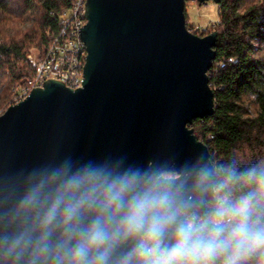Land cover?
Listing matches in <instances>:
<instances>
[{
    "label": "water",
    "instance_id": "obj_1",
    "mask_svg": "<svg viewBox=\"0 0 264 264\" xmlns=\"http://www.w3.org/2000/svg\"><path fill=\"white\" fill-rule=\"evenodd\" d=\"M185 1L87 0L80 87L46 80L0 115V264H26L6 238L35 228L39 210L22 202L41 181L54 188L51 174L65 166L149 173L175 195L178 223L205 211L217 171L190 126L215 111L208 71L217 32L191 33ZM170 170L175 177L162 175ZM151 237L124 241L110 264H145L140 244ZM155 238L171 249L174 228Z\"/></svg>",
    "mask_w": 264,
    "mask_h": 264
},
{
    "label": "trees",
    "instance_id": "obj_2",
    "mask_svg": "<svg viewBox=\"0 0 264 264\" xmlns=\"http://www.w3.org/2000/svg\"><path fill=\"white\" fill-rule=\"evenodd\" d=\"M72 1L0 0V109L11 105L13 89L20 90L34 77L28 51H47ZM216 5L218 22L206 31L188 24L184 8L191 33L202 37L217 32V55L208 71L215 111L190 126L207 145L217 171L214 197L205 211L186 214L194 240L211 237L217 224L227 225L229 218L218 215L220 210L246 197L252 201V219L264 224V0H220ZM140 245L145 264H160L169 250L155 237L142 239ZM258 259L247 264H257ZM222 262L223 256H218L214 264Z\"/></svg>",
    "mask_w": 264,
    "mask_h": 264
},
{
    "label": "clouds",
    "instance_id": "obj_3",
    "mask_svg": "<svg viewBox=\"0 0 264 264\" xmlns=\"http://www.w3.org/2000/svg\"><path fill=\"white\" fill-rule=\"evenodd\" d=\"M59 183L45 190V181L25 197L38 209L37 224L10 239L8 252L26 264H110L116 249L139 234L159 237L174 228L175 244L160 264H264V224L252 219V201L221 209L227 225L217 224L211 237L194 240L191 226L178 223L175 195L161 188L149 173L114 174L103 167L65 166L51 174Z\"/></svg>",
    "mask_w": 264,
    "mask_h": 264
},
{
    "label": "built area",
    "instance_id": "obj_4",
    "mask_svg": "<svg viewBox=\"0 0 264 264\" xmlns=\"http://www.w3.org/2000/svg\"><path fill=\"white\" fill-rule=\"evenodd\" d=\"M86 1L73 0L62 13V27L43 55L29 54L28 60L35 69V75L23 88L16 89L14 104L49 79L62 82L71 89L80 87L87 57L86 47L79 37L81 28L87 22L84 11Z\"/></svg>",
    "mask_w": 264,
    "mask_h": 264
},
{
    "label": "rangeland",
    "instance_id": "obj_5",
    "mask_svg": "<svg viewBox=\"0 0 264 264\" xmlns=\"http://www.w3.org/2000/svg\"><path fill=\"white\" fill-rule=\"evenodd\" d=\"M185 8V13L187 16L188 24L193 27V29H201L206 31L210 28H214L217 21V5L213 1H208L206 3L199 4L196 0L188 1ZM38 53L40 54V50L37 47H31L28 51L27 59L29 54ZM29 61V60H28ZM15 95L11 98V105L14 104L16 100V89H13ZM5 110L3 108L0 109V115Z\"/></svg>",
    "mask_w": 264,
    "mask_h": 264
}]
</instances>
